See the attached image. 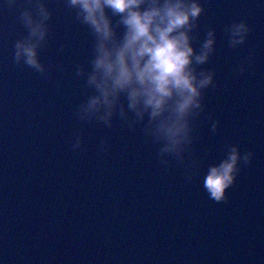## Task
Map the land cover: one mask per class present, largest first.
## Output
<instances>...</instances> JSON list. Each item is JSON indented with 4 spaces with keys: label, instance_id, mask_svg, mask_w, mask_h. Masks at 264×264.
<instances>
[{
    "label": "water",
    "instance_id": "water-1",
    "mask_svg": "<svg viewBox=\"0 0 264 264\" xmlns=\"http://www.w3.org/2000/svg\"><path fill=\"white\" fill-rule=\"evenodd\" d=\"M47 2L44 74L14 58L27 0L0 4V264H264V3L203 0L193 43L216 30L199 66L215 77L183 162L165 165L143 124L77 117L91 89L76 69L90 70L94 37L63 0ZM240 20L250 31L231 48ZM233 144L253 156L215 202L202 175Z\"/></svg>",
    "mask_w": 264,
    "mask_h": 264
},
{
    "label": "clouds",
    "instance_id": "clouds-1",
    "mask_svg": "<svg viewBox=\"0 0 264 264\" xmlns=\"http://www.w3.org/2000/svg\"><path fill=\"white\" fill-rule=\"evenodd\" d=\"M76 10V19L94 37L90 70L76 69L86 78L91 93L79 105L81 121L98 120L111 127L114 116L129 127L143 124L153 142L159 145L161 163L168 155L183 162L193 142V120L205 110L204 93L213 85V70L200 68L215 51L216 30L209 28L199 47L193 32L204 12L203 0H63ZM264 3V0H260ZM8 8L18 0H0ZM29 7L19 19L27 34L16 40L14 58L37 72L47 69L39 50L47 42L48 21L52 15L47 0H27ZM229 47L243 44L250 31L240 20L227 29ZM199 69V70H198ZM245 71L242 63L240 72ZM211 119V115H209ZM219 121L212 122L215 131ZM77 137L73 149H79ZM105 144L101 142V146ZM251 151L242 153L231 145L225 157L209 165L202 175V187L210 200L222 202L234 185L241 162H251ZM190 178V177H189Z\"/></svg>",
    "mask_w": 264,
    "mask_h": 264
}]
</instances>
